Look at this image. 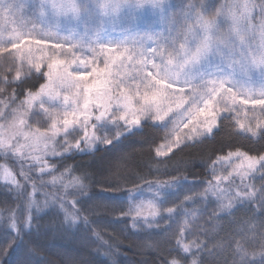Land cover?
Returning <instances> with one entry per match:
<instances>
[{
	"label": "snow or ice",
	"instance_id": "1",
	"mask_svg": "<svg viewBox=\"0 0 264 264\" xmlns=\"http://www.w3.org/2000/svg\"><path fill=\"white\" fill-rule=\"evenodd\" d=\"M0 69L5 86L22 85L33 73L44 80L37 91L24 90L19 103L16 89L7 101L0 99V159L18 166L24 183L7 163L0 164V179L9 194L27 196L23 220L9 209L7 223L0 225L12 234L0 249V264L12 249L21 250L17 264H58L45 255L49 232L79 233L88 248L89 240L100 239L90 219L99 215L97 207L118 213L113 217L117 221H130L120 231L131 230L128 247L140 254L139 264H264V183L258 189L244 183L250 173L264 169V152L250 156L237 149L217 156L207 165L213 181L186 176L144 181L137 176L142 182L132 188L101 189L123 191L126 206L103 201L77 207L83 198L91 199L90 184L84 181L92 180L87 169L72 175L78 165H65L58 177L41 180L39 186L24 170L37 169L43 177L57 170L49 158L63 162L76 154L94 156L101 146L146 127L165 130L162 147L167 152L157 148V157L203 144L222 128L229 137L264 138V0H231L219 7L211 0H0ZM6 91L0 88V95ZM30 120L48 127L32 129ZM97 129H115V134L97 136ZM77 131L84 134L73 144L67 137ZM233 157L242 160L234 173L215 175L216 166ZM122 159L117 157L111 167ZM66 176L71 179L65 181ZM235 176L240 185L234 184ZM259 179L264 181V171ZM225 181L227 188L222 187ZM45 183L61 187L63 194L43 193L41 204L35 196ZM196 183L208 187L198 196H185L179 205L162 207L168 196ZM145 188L155 189L151 200L137 203ZM70 190L77 194L71 201L66 199ZM209 196L215 197L216 208L205 226L198 221L213 202ZM197 200L204 201L200 209L184 208ZM50 206L56 214L42 225L40 216ZM239 211L243 216L235 217ZM181 215L186 218L182 224ZM158 220L171 223L161 226ZM174 224L179 231L175 239ZM197 229L206 239L185 242L186 234ZM121 246L120 241L104 242L108 251H92L114 256ZM149 252L157 255L151 258ZM63 264L96 261L81 254Z\"/></svg>",
	"mask_w": 264,
	"mask_h": 264
},
{
	"label": "trees",
	"instance_id": "2",
	"mask_svg": "<svg viewBox=\"0 0 264 264\" xmlns=\"http://www.w3.org/2000/svg\"><path fill=\"white\" fill-rule=\"evenodd\" d=\"M224 1L225 0H211L216 7H219ZM172 2L178 3L179 0H172ZM184 2L187 3L188 0H184ZM214 10L215 9H213V12ZM173 11L178 12L179 9H174ZM210 14L211 13H209V15ZM0 71H2V69H0ZM43 82V79H37L36 74L33 73L31 79L25 81L22 85L12 84L5 86L0 83V88H7V91L0 95V99L7 101L12 90L16 89L18 95L17 103H19V101L24 98V90L31 89L35 92L39 84ZM29 123L42 130L48 127L47 123L37 122V120H30ZM225 125L232 127L227 121ZM164 134V129L146 127L143 132H137L134 135L122 138L118 143H114L112 146L107 148L101 146L94 156L76 154L69 156L63 162L58 159L49 158L48 163L50 165H56L57 170L43 177L36 174L37 169L29 171V169L25 167L24 170L32 176V181L39 186L41 180L51 181L54 176L58 177L60 172L64 170L65 165H78L76 171L73 172L72 175L80 176L82 170L87 169V171L92 174V180L86 179L84 181L90 184L89 192L91 194V199L83 198L82 203L77 205V207L89 208L94 204L99 205L103 201L118 202L126 206V201L124 200L125 193L123 191L101 192V189H115L117 187L120 189L132 188L134 185H139L142 182L137 176L142 177L144 181H166L176 176H186L189 181H212L211 172L207 170V165H210L217 156H226L228 152H236L237 149L241 152L248 153L250 156H257L261 152H264V138H253L250 134H234L229 137L227 135V129L222 128L220 132L215 134L213 139H207L203 144H197L195 147L184 149L183 152H177L175 155L169 154L168 156L160 158L156 156V149L165 143ZM119 156H123L124 159L118 161L117 167H111L112 162H115ZM5 163L13 168L17 173V179L23 184L24 181L18 174L19 167L13 165L11 161L0 159V164ZM64 179L67 181L71 179V177L66 176ZM244 183L248 184L250 181L247 182L245 180ZM261 183H264V181L260 179L254 181V185L257 189L260 187ZM234 184L240 185V178L235 177ZM206 187H208L207 183L185 184L177 195L168 196V202L162 207L168 208L179 205L184 200L185 196H198L203 193ZM222 187L227 188L228 182H224ZM235 190L238 189L234 188L233 191ZM31 191L32 189L29 186L27 192L30 193ZM154 191L155 189L149 190L145 188V194L137 197V203L142 200L151 199L152 197L149 193ZM38 192L39 194L35 196V199L43 204L46 199L43 193L62 195L63 189L59 186L54 187L51 184L45 183L43 187L38 188ZM162 195L165 194L162 193ZM74 198H77V194L74 190H70L66 199L71 201ZM231 198L232 197H230V199ZM48 199L50 200L51 196H49ZM207 199L213 202L208 203L207 212L203 213L198 221L201 225H205V221L210 219V214L216 208V204L214 203L215 197L209 196ZM26 203L27 196L22 199H17L14 192L9 194L4 186V182L1 181L0 225L7 223L9 209L15 211L20 216L21 220H23L27 215L25 210ZM58 203L59 202H57V204ZM203 203L204 201L197 200L195 203L185 204L184 208L190 212L196 211L202 207ZM96 210L99 215L90 217L92 220L91 228L99 232L100 239L93 238L89 240L88 248H85L79 238V233L53 234L49 232L47 234L48 252L45 253V255H47L49 259L56 260L58 264H63L65 259L81 254H85L88 258L95 260L96 264H113V261H115V264H139L141 259L140 254L134 247H128L132 242L131 230L129 229L126 234L120 231V229L125 228L126 225H130V221H117L113 219V217L117 216L118 213L105 210L102 207H97ZM55 214L56 209L50 206L41 214L39 223L42 225L50 223ZM84 214L88 215V212ZM197 214L200 215V213ZM241 216H243V211L235 213V217ZM60 218H62V216ZM177 219L179 223L182 224L186 218L181 215ZM157 223L163 226L165 223H171V221L158 220ZM221 223H223V221H221ZM171 231L175 234L173 237L175 239V236L179 234L178 225L174 224ZM11 235V233L6 232L5 229L0 226V249H3L7 245ZM89 235H91V232H89ZM138 235L142 237L145 233L141 232ZM221 235H223V233H221ZM197 237H199V239H206L197 229L191 234H186L185 242L197 239ZM25 239H27V237H25ZM117 241L122 242V246L118 249V255L104 256L92 251L99 248L101 252H106L108 249L103 247L104 242L116 243ZM156 255L155 252L148 253V256L151 258H154ZM20 258L21 250L12 249L5 260V264H17Z\"/></svg>",
	"mask_w": 264,
	"mask_h": 264
},
{
	"label": "rangeland",
	"instance_id": "3",
	"mask_svg": "<svg viewBox=\"0 0 264 264\" xmlns=\"http://www.w3.org/2000/svg\"><path fill=\"white\" fill-rule=\"evenodd\" d=\"M225 2H231V0H225L224 3ZM45 106L47 107V105H45ZM9 119H11V117H9ZM0 122H4V121H0ZM253 123H255V122L253 121ZM30 125H31V128L32 129L38 128V127L33 126L32 124H30ZM92 131H93V129L91 127H89L88 128V132L91 133ZM83 134H84L83 131H77V132L73 133L72 135L68 136L67 139L69 140V142H71V143L74 144L77 139H79V138H81L83 136ZM114 134H115V129H112V130L97 129L96 130V135L97 136L107 135L109 138H112V136ZM61 142H63V141L61 140ZM164 144H162V145H164ZM162 145L159 147L160 148V151L161 152H167V148L166 147H162ZM82 147H83V145H82ZM57 151H61V149H59V147H58L57 148ZM163 157H165V156H160V158H163ZM241 164H242V160L241 159H237V158L233 157L230 161H228L226 163L218 164L216 166L215 175H218V176H228L229 173H234V171L237 169V166H239ZM261 171H264V169L258 171L255 174V176H253V174L250 173L249 174V177H251V178H246L245 179L247 182L250 181V183H248V184H254V181L256 179H259V175H260V172ZM235 177L239 178V176H235ZM211 179L213 181V174L212 173H211ZM1 181L4 182L2 179H0V182ZM228 198L230 199V197H228ZM149 200H151V199H146V200H142V201H144L145 203H147ZM145 211H147V209H145Z\"/></svg>",
	"mask_w": 264,
	"mask_h": 264
}]
</instances>
